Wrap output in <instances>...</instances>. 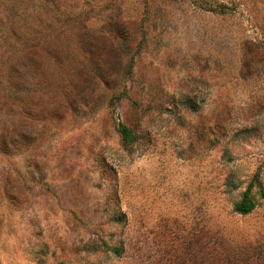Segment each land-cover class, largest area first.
I'll list each match as a JSON object with an SVG mask.
<instances>
[{
  "label": "rangeland",
  "instance_id": "rangeland-1",
  "mask_svg": "<svg viewBox=\"0 0 264 264\" xmlns=\"http://www.w3.org/2000/svg\"><path fill=\"white\" fill-rule=\"evenodd\" d=\"M3 5L0 264H264V0Z\"/></svg>",
  "mask_w": 264,
  "mask_h": 264
},
{
  "label": "trees",
  "instance_id": "trees-1",
  "mask_svg": "<svg viewBox=\"0 0 264 264\" xmlns=\"http://www.w3.org/2000/svg\"><path fill=\"white\" fill-rule=\"evenodd\" d=\"M1 8L3 9L0 10V84L4 87L0 90V93H2V98L3 99L6 98L7 100V97L9 98L10 95L12 94L10 90H8L9 82L12 81V78L10 77L9 74L10 71H12L13 69H17V72L24 74V69H25L24 67L21 66V71H20L19 66H15L14 61L12 60H14V57L19 59H22V57L25 58L26 46H24V44L20 43L19 41L16 45L15 43L16 40L14 39V36H12V31L15 30L13 28L14 26H10L8 24L9 16H10V11H8V6L3 5ZM116 127L121 136L122 142L126 146L133 144L134 142L137 141L138 136L136 132L121 119L117 121ZM4 138H5L4 135L0 134V145L6 143ZM262 194L264 195V190H262ZM257 204L258 203L256 202V200L250 194V187H249L247 188V190H245L243 197L236 203L235 209L240 213L246 214L251 212L256 207ZM102 247H105V249L112 250L117 255H120L123 250V248L121 247L109 246L107 243H104ZM98 249H101L100 245L93 246L92 248V250H98Z\"/></svg>",
  "mask_w": 264,
  "mask_h": 264
}]
</instances>
